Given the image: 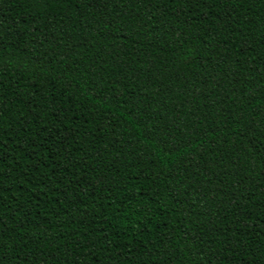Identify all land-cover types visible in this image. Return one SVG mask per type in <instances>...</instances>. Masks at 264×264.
<instances>
[{
	"label": "trees",
	"instance_id": "trees-1",
	"mask_svg": "<svg viewBox=\"0 0 264 264\" xmlns=\"http://www.w3.org/2000/svg\"><path fill=\"white\" fill-rule=\"evenodd\" d=\"M0 264H264V0H0Z\"/></svg>",
	"mask_w": 264,
	"mask_h": 264
}]
</instances>
